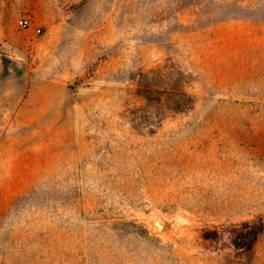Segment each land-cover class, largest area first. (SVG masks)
<instances>
[{
  "label": "rangeland",
  "instance_id": "1",
  "mask_svg": "<svg viewBox=\"0 0 264 264\" xmlns=\"http://www.w3.org/2000/svg\"><path fill=\"white\" fill-rule=\"evenodd\" d=\"M0 264H264V0H0Z\"/></svg>",
  "mask_w": 264,
  "mask_h": 264
},
{
  "label": "trees",
  "instance_id": "2",
  "mask_svg": "<svg viewBox=\"0 0 264 264\" xmlns=\"http://www.w3.org/2000/svg\"><path fill=\"white\" fill-rule=\"evenodd\" d=\"M157 77H159L158 83L161 84V86L166 87V90L161 92L160 98L157 101L162 108L161 116L163 121L166 120L169 115H184L194 108L196 99L185 92V89L188 86V81L183 73L176 72L175 74H172L170 72L159 71L157 73ZM172 77H174L173 88L176 91L169 93L167 92V88L169 86L167 80ZM142 97L150 104L153 102V99L150 97V93L144 92Z\"/></svg>",
  "mask_w": 264,
  "mask_h": 264
},
{
  "label": "built area",
  "instance_id": "3",
  "mask_svg": "<svg viewBox=\"0 0 264 264\" xmlns=\"http://www.w3.org/2000/svg\"><path fill=\"white\" fill-rule=\"evenodd\" d=\"M18 25L20 26L21 29H27L31 27V23L28 19H20L18 22ZM40 32V30H38V33Z\"/></svg>",
  "mask_w": 264,
  "mask_h": 264
}]
</instances>
